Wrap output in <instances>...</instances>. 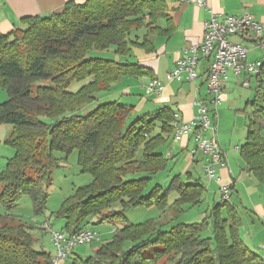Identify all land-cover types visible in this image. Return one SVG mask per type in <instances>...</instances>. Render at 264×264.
<instances>
[{"label": "trees", "instance_id": "trees-1", "mask_svg": "<svg viewBox=\"0 0 264 264\" xmlns=\"http://www.w3.org/2000/svg\"><path fill=\"white\" fill-rule=\"evenodd\" d=\"M164 1L77 4L70 0L59 12L23 17L21 27L0 34V88L8 96L0 103V124L12 126L4 144L13 150L0 171V206L5 211L0 215V264H53L49 252L33 247L28 227L12 212L24 194L30 197L34 214L43 212L45 187L59 163L55 152L66 159L76 151L80 172L91 176V182L76 188L56 211L64 220L61 229L68 233L88 227L92 217L98 222L122 219V212L132 206L177 213L203 197V185L196 180L183 182L179 175L164 190L159 184L147 190L151 178L166 165L157 148L166 142L164 135L172 134L170 106L127 122L133 106L95 102V94L108 90L122 76H152L149 68L129 57L135 47L152 52V38L171 33ZM91 51L110 56H89ZM41 79L50 85L33 89ZM74 81L84 83L68 91ZM260 88L259 80L255 94L263 105L255 100L246 103L251 116L238 153L246 171L264 185V90ZM172 191L177 197L168 202ZM114 204L119 208L113 209ZM208 218L167 229L153 219L125 222L93 255L74 258L71 264H157L163 258L160 264H264L242 241L241 219L233 204L214 203Z\"/></svg>", "mask_w": 264, "mask_h": 264}, {"label": "rangeland", "instance_id": "rangeland-1", "mask_svg": "<svg viewBox=\"0 0 264 264\" xmlns=\"http://www.w3.org/2000/svg\"><path fill=\"white\" fill-rule=\"evenodd\" d=\"M89 56H110L106 53H98L91 51ZM260 56L259 51L255 54ZM264 68V67H263ZM243 74V73H242ZM242 77V76H241ZM240 80H236L234 83L228 81L223 93L225 94V99H220L216 106H213V113L215 126L217 128V139L221 143L227 154V160L229 166L233 170V176L241 174L239 180H248L245 167V162L243 157L238 153L239 151L233 150L235 145H242L244 143L246 134V125L248 118L251 116V108L249 105L246 106L247 111L243 110L246 103L255 100L258 105H263L261 99L255 94V88L260 80L261 88L260 92L263 93L264 90V69L261 72L259 78L250 77L249 85L242 86L239 83ZM245 77V76H244ZM243 77V79H244ZM245 79H247L245 77ZM84 82L74 81L67 88L68 91H76ZM117 84L113 83L108 90L101 91L95 94V102H106V101H117L118 103H124L133 106L130 114H128L127 122L132 121L136 117L143 113L152 112L159 105L151 104L147 98H145L142 89H140V82L135 78L129 80L125 78ZM36 85H50L48 80H38L34 83L33 89ZM124 85L131 86L128 94H124L121 88ZM8 98L5 90L0 88V103ZM143 106V107H141ZM141 108V109H139ZM154 108V109H152ZM82 108L78 110L80 113ZM236 110H239L236 111ZM12 129L9 124H0V171L3 169L7 159L12 156L13 150L4 144V139L8 136ZM264 136V131L262 132ZM166 142L157 148V151L162 153L166 158V165L163 170L156 173L148 183L147 190L150 189L154 184H159L164 190L168 186V182L175 176L179 175L181 181H193L196 180L199 184L203 185L205 191L203 197L196 204H185L181 207L182 211L175 212L173 209L161 210L155 206L145 207V206H132L125 209L122 212V219H117L114 221H104L98 222L96 218H90V223L88 227L95 230L98 234L97 238L90 243L78 244L69 253L68 257L63 261H58L57 264H71L74 258L85 259L90 255L95 253V250L104 242L110 240L112 234L116 229L122 227L125 222L136 224L142 223L145 220L153 219L155 222L159 223L163 229H167L173 224L183 222L184 223H198L204 219H209V211L214 203L220 202V195L217 189V182L215 179H210L204 171L205 156H202L200 152L196 153L197 161L192 162V165L187 168L190 175H187L182 168H184L187 163L186 153L179 152L178 142L173 140L170 135H164L163 137ZM172 153L173 156H169ZM55 157L59 158L58 166L52 171L51 183L49 186L45 187L47 193V201L45 204V209L42 213L34 214L32 202L30 197L26 194L19 197L16 202V206L12 214L20 219V222L24 223L28 227V231L34 238L33 247L36 250H43L49 252L52 256V263L55 257L56 249L53 243L49 239L48 232L44 227H41L42 222H48L51 227L56 230H60L63 227L64 220L56 216V211L59 209L61 203L68 196L72 195L76 188L80 186H85L91 182V176L87 173H81L80 167L77 163L76 151H72L66 159L63 158V154L55 152ZM242 170V171H241ZM140 174H133L131 177H138ZM141 176V175H140ZM217 171L215 172V177H217ZM252 180L256 178L251 175ZM242 189L238 186L230 195L228 202H234L238 205L239 201L237 199V194L239 195ZM214 192V195H213ZM177 197L176 193L172 191L169 193L168 202H172ZM248 204V203H247ZM245 206V205H243ZM113 209H118V204H114ZM240 208V207H239ZM238 208V213L244 220V226L248 225V217L243 212V210ZM4 208L0 206V215L4 214ZM222 216H225V210H222ZM1 223V221H0ZM246 223V224H245ZM209 228L203 233V235H209ZM248 246V245H247ZM251 248V247H249ZM252 251L258 253L256 250ZM164 258L157 264L162 263Z\"/></svg>", "mask_w": 264, "mask_h": 264}, {"label": "crops", "instance_id": "crops-1", "mask_svg": "<svg viewBox=\"0 0 264 264\" xmlns=\"http://www.w3.org/2000/svg\"><path fill=\"white\" fill-rule=\"evenodd\" d=\"M67 1L70 0H0V34H5L15 28L21 27V19H23V17L59 12ZM71 1L82 4L85 0ZM164 2L167 7L166 14L170 18L172 24L171 33L168 36H154L152 38L154 47L152 52L147 53L143 49L135 47L131 48V55L129 57V60L136 61L138 64L149 68L151 70L150 72H152V76H122L121 79L124 80L128 78L131 80L135 78L139 80L140 89H142L145 98H147L146 100L150 103L152 102L151 104L159 105V107L162 105L170 106L173 112H178L183 122H190L196 113L193 100H201L208 105L210 117L215 126L213 113L211 112L213 110V105L210 103V98L207 95L205 86L204 71L206 60L200 59L198 61L196 66L197 78L193 80V82L170 80L168 78V72L174 66L176 60L185 58L189 55V47L201 41L203 22L209 18L210 11L221 15L240 16L243 14H250L256 21L264 26V0H204V7L198 6L194 0L188 2L165 0ZM160 24L163 28L164 21H161ZM257 52L258 50H251L248 54V60L250 61L258 57L255 55ZM242 73L238 76L231 72L227 73L220 99H225L223 91L228 81L234 83L236 80L239 81V78L242 76V80L239 83H241L242 86L249 85V78L252 76ZM244 76L247 79H245ZM253 77L257 78L256 76ZM151 79H156L163 85V89L159 95L146 91V87ZM119 81L120 79L116 83L119 84ZM130 89L131 86L124 85L121 91L124 94H128ZM245 109L246 104L243 110L240 111H244L245 113V111H247ZM236 111L239 112V110ZM170 136L175 140L173 134ZM175 141L178 142L180 153L183 154L187 152V154H185L187 163L184 168H182L186 173L188 171L187 168L192 165V162L198 160L196 153L194 156L192 155V150L195 148L193 134L188 133L181 137V139ZM219 145L224 165L215 167L218 175V179L215 180L217 182L216 190H219L220 185H229L231 195L238 186L242 189L240 194H237L240 208L235 205L234 202L231 203L234 205L238 215L239 208L243 210L248 217V225L245 227L244 220L239 215L241 219L240 237L245 245L251 247L250 249L256 250L264 260V185L257 180H252V178H250L252 174L245 170L244 172H246L248 180H239L240 173L234 177L233 170L228 164L227 154L221 143H219ZM233 150L239 151V146L235 145ZM169 156H173V154L169 153Z\"/></svg>", "mask_w": 264, "mask_h": 264}, {"label": "built area", "instance_id": "built-area-1", "mask_svg": "<svg viewBox=\"0 0 264 264\" xmlns=\"http://www.w3.org/2000/svg\"><path fill=\"white\" fill-rule=\"evenodd\" d=\"M176 1V0H175ZM188 2L190 0H177ZM198 6L204 7V0H194ZM251 50H258L260 56L248 60ZM189 55L176 60L168 72V78L175 81H192L197 78L196 66L200 59L206 60L205 86L210 103L216 106L220 100L223 83L227 73L238 76L246 73L257 76L264 69V26L250 14L221 15L210 11L209 18L203 22L202 39L198 44L188 49ZM163 85L156 79H151L146 87L147 92L159 95ZM196 107L190 122H183L178 112H173L172 134L175 140L192 133L195 148L192 155L200 152L205 156L204 171L208 178L217 180V166H223L221 148L216 140L214 126L208 105L198 99L193 100ZM220 201H227L230 196L229 185H220ZM48 232L49 239L56 249L53 264L63 261L78 244L90 243L98 236L95 230L82 228L71 233L63 229H54L48 222H42Z\"/></svg>", "mask_w": 264, "mask_h": 264}]
</instances>
